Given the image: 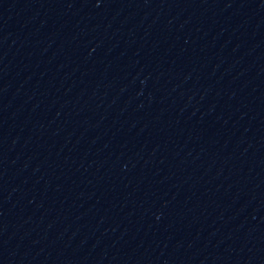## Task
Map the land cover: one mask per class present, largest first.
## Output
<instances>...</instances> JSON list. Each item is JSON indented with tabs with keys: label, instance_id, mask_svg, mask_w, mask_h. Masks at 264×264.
<instances>
[{
	"label": "water",
	"instance_id": "water-1",
	"mask_svg": "<svg viewBox=\"0 0 264 264\" xmlns=\"http://www.w3.org/2000/svg\"><path fill=\"white\" fill-rule=\"evenodd\" d=\"M262 201L264 0H0V264Z\"/></svg>",
	"mask_w": 264,
	"mask_h": 264
}]
</instances>
